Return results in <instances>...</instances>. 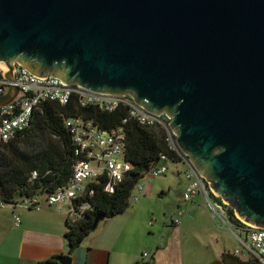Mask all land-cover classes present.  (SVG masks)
Segmentation results:
<instances>
[{
    "label": "water",
    "instance_id": "1",
    "mask_svg": "<svg viewBox=\"0 0 264 264\" xmlns=\"http://www.w3.org/2000/svg\"><path fill=\"white\" fill-rule=\"evenodd\" d=\"M14 61L165 113L212 192L264 228V0H0L9 80Z\"/></svg>",
    "mask_w": 264,
    "mask_h": 264
},
{
    "label": "crops",
    "instance_id": "2",
    "mask_svg": "<svg viewBox=\"0 0 264 264\" xmlns=\"http://www.w3.org/2000/svg\"><path fill=\"white\" fill-rule=\"evenodd\" d=\"M151 181L152 178L143 179V189L132 194L136 198L133 205L129 202L124 212L99 221L73 250L65 233L76 218L72 220L50 206L39 211L0 206V264H60L57 256L62 254L71 256L70 264H138L145 252L150 253V264H222L224 251L241 257L243 253L230 249L223 241L218 230L222 228L234 230L238 243L251 255L241 244L240 240H246L242 228L223 227L205 207L202 195L190 200L183 198L184 178L181 191L175 185L179 199L173 197L172 204L162 209L154 204L156 197L170 196L174 185L169 181L156 184ZM14 214L20 217L18 226L13 224ZM176 219L180 225L174 223ZM191 231L197 236L211 233L205 238L199 237L200 244L194 247L185 241V234Z\"/></svg>",
    "mask_w": 264,
    "mask_h": 264
},
{
    "label": "built area",
    "instance_id": "3",
    "mask_svg": "<svg viewBox=\"0 0 264 264\" xmlns=\"http://www.w3.org/2000/svg\"><path fill=\"white\" fill-rule=\"evenodd\" d=\"M12 65L14 67L12 80L5 77L8 71L2 74L3 69L0 68V95L10 86L19 88L22 93L13 103L0 108V143L9 141L18 131L31 126L37 110L44 102L58 101L61 104H67L73 94L79 96L82 106L93 105L104 111H112L119 106H124L127 108L128 115L123 118L121 125L110 130H104L93 120L81 116L67 119L66 125L71 130L73 142L77 146L76 153L81 156L74 165L73 174L68 183L50 193H35L22 197L13 204L0 202V206L11 205L35 211L41 210L44 206H50L59 212H65L72 220L79 219L88 204L84 203L79 207L74 203V199L92 194L94 189L91 185L99 181L98 179L103 175H106L108 180L104 189L107 192H113L116 183L122 180L126 172L132 170V164L125 160V124L129 120H136L141 125H159L166 130L168 148L177 154L179 161L187 165L183 173L186 180L183 198L190 200L196 195H202L204 205L214 219L218 220L223 227L229 225L232 228L235 225L228 213L229 205L212 192L209 183L198 174L189 160V155L178 147L176 134L169 125L170 118L165 113L155 115L136 104L127 94L123 96L97 93L81 88L77 84L64 85L60 79L51 74H48L45 79H39L17 61H14ZM169 160L165 154H161L158 164L143 178L150 181L153 176L165 175L168 170L166 162ZM36 175L37 172H34L33 176ZM135 188L142 190V182L139 181ZM131 198L136 199L133 195ZM234 215L236 216L235 212ZM20 221V217L14 214L13 224L18 226ZM240 221L243 226L239 227L246 232V240H240L241 244L249 249L251 255L264 263V228ZM174 223L180 225L178 219ZM149 258L150 253L145 252L138 264H147Z\"/></svg>",
    "mask_w": 264,
    "mask_h": 264
},
{
    "label": "trees",
    "instance_id": "4",
    "mask_svg": "<svg viewBox=\"0 0 264 264\" xmlns=\"http://www.w3.org/2000/svg\"><path fill=\"white\" fill-rule=\"evenodd\" d=\"M127 115L124 106L112 111H104L93 105L82 106L77 94H73L67 104L44 102L37 110L31 126L18 131L9 141L0 143V202L13 204L22 197L50 193L68 183L74 165L81 156L76 153L77 146L66 125L67 119L81 116L93 120L104 130H110L121 125ZM125 131V160L133 168L116 183L113 192L104 189L108 180L103 175L91 185L94 189L92 194L74 199L77 206L87 203L88 207L79 219L69 223L65 237L70 250L79 246L95 229L93 224L96 216L101 215V221L128 208L136 184L158 164L161 154L173 162L179 161L177 154L167 146V133L163 127L141 125L136 120H129L125 124ZM34 172H37L36 176H33ZM228 213L235 226H243L231 206H228ZM221 262L264 264L256 256L250 255L245 259L231 251L222 253Z\"/></svg>",
    "mask_w": 264,
    "mask_h": 264
},
{
    "label": "rangeland",
    "instance_id": "5",
    "mask_svg": "<svg viewBox=\"0 0 264 264\" xmlns=\"http://www.w3.org/2000/svg\"><path fill=\"white\" fill-rule=\"evenodd\" d=\"M1 68V67H0ZM167 166H168V170L166 172L165 175H161V176H153L152 177V183L156 184V182H165V181H169L171 184H173V190H171V194L170 196H165V197H161V195H158L156 197V201H155V205H159L160 209H162V207L164 205H171L172 204V198L174 197L176 200L179 199V194L176 191L175 185L177 187H179V190L181 191L182 189V179L184 178V171L187 169V165L182 162V161H178V162H173L171 160L166 162ZM144 178H141V182H143ZM184 181L186 182L185 178ZM150 182V183H151ZM147 183V182H146ZM137 188H135L132 192V194H136L137 193ZM131 206L133 205V199L130 198L129 199ZM65 213V212H64ZM219 223V222H218ZM220 224V223H219ZM221 227V225H220ZM219 232L222 233L223 235V241H226L227 244L229 245L230 249H239L241 250L242 253V257H244L245 259L249 257L247 251L245 250L244 247H242L238 241L236 240L235 234H234V230L233 231H226L225 229H218ZM211 232L208 233H204L201 234V236H197L196 234H194V232H188L187 234H185V241L189 244H191V246L195 247V244H200V238H205L207 235H209ZM203 248V247H201Z\"/></svg>",
    "mask_w": 264,
    "mask_h": 264
}]
</instances>
